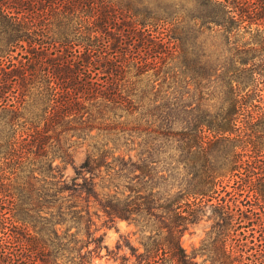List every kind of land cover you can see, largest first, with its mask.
<instances>
[{
    "label": "trees",
    "instance_id": "obj_1",
    "mask_svg": "<svg viewBox=\"0 0 264 264\" xmlns=\"http://www.w3.org/2000/svg\"><path fill=\"white\" fill-rule=\"evenodd\" d=\"M191 2L172 102L160 59L188 35L147 1L0 0V264H264V0Z\"/></svg>",
    "mask_w": 264,
    "mask_h": 264
},
{
    "label": "rangeland",
    "instance_id": "obj_2",
    "mask_svg": "<svg viewBox=\"0 0 264 264\" xmlns=\"http://www.w3.org/2000/svg\"><path fill=\"white\" fill-rule=\"evenodd\" d=\"M147 1V4L149 8L152 11L153 15H156L157 17H160L161 20H168L170 26L172 27V19L178 15V13H183V15L186 16V20L190 21L188 26H191V23H193L192 19L189 20V16L195 11V7L193 6V3L191 0H145ZM186 27H180L177 29H174L173 27L170 28L171 30L168 31V35L178 36V33L181 34V36L185 37L188 35V32L185 31ZM197 28V26H196ZM192 36V35H191ZM171 38V37H170ZM205 39L206 37L204 35H199V41L196 45L200 46L199 51L202 55L200 58L202 60L205 59V54L207 52V48L205 46ZM190 41V42H189ZM208 43L211 42L210 38L207 39ZM218 41H222L221 38H218ZM217 41V42H218ZM172 44V51L168 54V56H163L160 59V62L163 66V71L161 72V76H167L169 77V82L166 84H163L162 89L165 91H171L172 92V102L173 97L176 94L178 90H181L179 85H182V90L188 91L187 89H184L183 84L178 83V78L181 77V72L184 71V56L182 53L183 49H187L189 47L188 45H192V37L188 35V41L187 45L185 47H180V43L173 38L171 39ZM179 43V44H178ZM200 44V45H199ZM180 45V46H179ZM178 46V47H177ZM202 51V52H201ZM204 54V55H203ZM186 61V60H185ZM168 81V80H167ZM191 89V88H190ZM173 107V104H172ZM82 159V153H78L76 155V163H79ZM165 167V166H164ZM160 168V170L166 168ZM164 172V171H163ZM161 172V174L163 173ZM68 174H72V169L69 167L67 170ZM165 178L159 177L157 181L160 183L162 188H169L173 184L172 177H168L167 173H164ZM95 224L92 227L97 234H104V243L110 248L113 249L117 243L118 240H125L128 239L134 246H137V236L138 234L134 233L136 230V227L133 222H131L128 219L125 218H114L113 221L106 220L105 223L103 222V218L97 219L94 218ZM211 224V220L207 217H203L198 222L192 224L187 228V230L183 233L181 237V244L186 249L188 253H192L193 248H198L200 241L204 238L206 231L209 229ZM105 249H102V254H105ZM128 253V250L123 247L122 250H120L119 254ZM204 259V256L198 254L195 257V260L201 263ZM98 264H117L118 261L113 262L112 259H106V257H103L102 259L96 260Z\"/></svg>",
    "mask_w": 264,
    "mask_h": 264
}]
</instances>
